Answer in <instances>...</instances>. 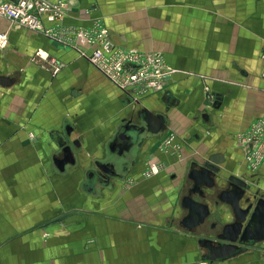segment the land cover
<instances>
[{"label":"crops","instance_id":"crops-1","mask_svg":"<svg viewBox=\"0 0 264 264\" xmlns=\"http://www.w3.org/2000/svg\"><path fill=\"white\" fill-rule=\"evenodd\" d=\"M48 1L66 4L62 28L89 26L104 15L116 46L158 52L176 71L163 90L126 103L127 94L80 56L86 47L0 17V76L10 79L0 86V264H198V235L232 219L226 205H214L227 177L264 193V161L252 169L237 140L264 114V0H158L155 17L168 14L169 21H152L153 44L140 26L126 28L135 0ZM142 108L163 114L165 129L111 153L118 129L136 123ZM67 123L66 142L79 147H71L75 163L60 172L53 160L63 157L58 140ZM213 153L223 155L222 172L204 200L207 227L197 234L180 224L187 214L181 200L191 187V164ZM95 162L113 163L120 177H107ZM150 164L159 173L146 174ZM89 170L107 183L85 191ZM59 180L65 188L53 201L51 182ZM83 194L91 199L83 203ZM209 264H264V242Z\"/></svg>","mask_w":264,"mask_h":264},{"label":"water","instance_id":"water-1","mask_svg":"<svg viewBox=\"0 0 264 264\" xmlns=\"http://www.w3.org/2000/svg\"><path fill=\"white\" fill-rule=\"evenodd\" d=\"M9 85L10 79L0 76V86ZM127 102H130V99H127ZM136 120V123L129 120L118 129L114 140L108 146L111 153L121 155L122 152H128L141 134L157 135L166 126V118L163 114L154 113L147 108H142L136 113ZM64 131L65 140L63 138L58 140L63 157L53 160L60 172L66 164L75 163L71 147H79V142L76 140L70 145L66 142L72 132V127L68 123ZM223 161L222 154L213 153L201 164L193 162L187 173L191 187L181 200V207L187 214L180 224L193 233L200 234V231L207 227L211 213L204 200L218 186L222 172L220 165ZM95 166L107 177H120L113 163L95 162ZM96 183L105 185L107 181L94 171H87L86 183L83 186L85 191H93ZM220 203L229 209L232 215L231 221L223 224L211 223L210 233L198 235L197 239V245L203 251L202 260L209 263L230 260L264 242V193L256 189L252 182L235 176L227 177L225 187L218 191L214 205L218 206Z\"/></svg>","mask_w":264,"mask_h":264},{"label":"built area","instance_id":"built-area-1","mask_svg":"<svg viewBox=\"0 0 264 264\" xmlns=\"http://www.w3.org/2000/svg\"><path fill=\"white\" fill-rule=\"evenodd\" d=\"M67 6L62 1L48 0H0V17L12 24L43 34L53 41L67 45L73 42L87 50L79 54L101 75L118 89L127 94L131 102L163 90L175 73L158 52L126 50L116 46L110 39L103 22L96 18L89 26L62 28ZM48 24V25H46ZM72 37V38H70ZM262 61L261 78L264 80V47L260 53ZM53 73L59 67L53 64ZM238 143L245 151V159L252 169L264 161V114L255 119L246 131L238 135ZM171 144L167 139L160 149ZM154 168L146 174H156ZM198 264H209L201 260Z\"/></svg>","mask_w":264,"mask_h":264},{"label":"rangeland","instance_id":"rangeland-1","mask_svg":"<svg viewBox=\"0 0 264 264\" xmlns=\"http://www.w3.org/2000/svg\"><path fill=\"white\" fill-rule=\"evenodd\" d=\"M130 2H132V1H130ZM157 5L159 6V1L158 0H156V1H154V0H135V2L133 3V7H131L130 11H129V13H133V15L132 16L129 15V16L125 17L126 19L129 20V21L126 22V28L128 30H132V29H136V26H140V28H141L140 35L144 38V40L146 41L147 44H153V38H154L153 32L157 28V21H156V23L152 22V21L154 19L159 21L160 18L162 19V21L165 20L167 23L169 21V15L168 14L163 15L161 17H159V16L155 17L156 16L155 14L157 13V11L154 8V6H157ZM166 6L169 7V5H166ZM145 9H147L146 12L144 11ZM137 11H139L140 13L137 14ZM148 14H150V15H148ZM107 18H111V16H108ZM98 19H100L102 22H105V16L104 15H99ZM159 28L160 27L158 26V29ZM125 33L126 34L128 33V35H131L132 39H135V38H137V33L138 32L137 31H135V32H133V31H125ZM124 49H126V48H124ZM131 49H135V48H127L126 50H131ZM175 71H176V69H175ZM208 94L209 93H207V96L209 97L210 95H208ZM208 97H207V100H209ZM142 99H144V98L141 97L138 100H142ZM151 167L154 168L157 171V173H159V171H160V169H159L160 166L159 165L150 164V166H148L146 169L148 170ZM258 167H256V168H258ZM82 172L83 171H81V173ZM145 173H146V171H145ZM64 188H65V185L62 184L61 180L57 181L56 183L54 181L51 182V189H53L52 193H51V200H53V201L54 200L55 201L59 200L58 197L60 195V190L63 191ZM55 189H57L58 192L54 191ZM87 199H91V198H89L88 196H85L83 194V197H82L83 203ZM88 209H89V207L85 208V210H88Z\"/></svg>","mask_w":264,"mask_h":264}]
</instances>
